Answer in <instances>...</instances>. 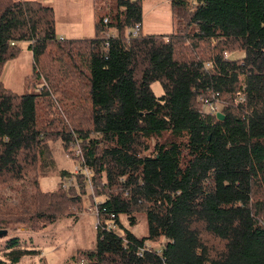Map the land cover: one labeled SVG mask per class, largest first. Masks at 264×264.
<instances>
[{
	"label": "trees",
	"instance_id": "1",
	"mask_svg": "<svg viewBox=\"0 0 264 264\" xmlns=\"http://www.w3.org/2000/svg\"><path fill=\"white\" fill-rule=\"evenodd\" d=\"M115 2L82 41L56 38L50 6L0 0V75L27 43L40 81L39 94L21 95L0 81V186L27 180L32 190L18 193L17 207L0 206V229L43 230L81 208L73 190L42 193L36 178L48 141L80 139L83 167L105 177L101 191L93 177L94 195L105 197L94 248L66 264H264V0H171L180 34L132 38L144 1ZM108 29L117 34L106 39ZM234 50L243 58L225 60ZM209 95L222 121L199 113ZM138 212L146 237L118 219L134 226ZM20 246L7 240L10 263L31 254Z\"/></svg>",
	"mask_w": 264,
	"mask_h": 264
},
{
	"label": "rangeland",
	"instance_id": "2",
	"mask_svg": "<svg viewBox=\"0 0 264 264\" xmlns=\"http://www.w3.org/2000/svg\"><path fill=\"white\" fill-rule=\"evenodd\" d=\"M29 1V0H24ZM38 1L42 4L50 6L54 11L56 38L63 39H79L82 41L95 38L96 31L94 24L102 17L107 20L116 9V0H31ZM143 19L141 22V31L143 34L169 35L182 32L180 24L181 18L172 13L171 0H143ZM193 29L192 26L190 30ZM130 31V30H129ZM128 31V32H129ZM127 32V35H128ZM117 31L108 29L104 32V37L107 39L110 36H115ZM180 34V33H179ZM181 35H184L183 33ZM27 43H18L20 49L15 59L9 60L3 66L0 75V81L4 87L15 94H26L35 92L39 94L40 81L34 76L32 70V56L28 50ZM106 46L102 49L106 53ZM228 59L231 61L240 60L243 58L242 53L234 52L230 54L225 52ZM225 59V56H224ZM226 60V59H225ZM155 96L162 95V88L158 83L151 85ZM210 99L212 95H209ZM199 99V98H198ZM202 99V98H200ZM199 101V109H201L202 101ZM219 110V101H218ZM206 112V109H204ZM168 137L167 133L159 139L163 142ZM81 140L78 139L70 143L67 147H63L59 140L48 141L47 145L42 150V155L39 162V170L36 174L38 178V189L42 193H51L61 190L60 182L64 179L61 177V172L65 170L74 174L80 162V157L76 156L77 150L82 153ZM155 139H151L148 145L150 149L145 152L144 156H149L153 150ZM83 154V153H82ZM75 170V171H74ZM73 172V173H71ZM76 177V185L67 190H73L76 196L80 197L79 210L71 209L69 215L65 218L55 219L50 226L43 230L32 231L23 223H9L7 226L0 229V261L2 264H12L4 254V247L7 240L16 238L20 242L21 249L31 251V254H26L22 259L15 264H66L69 258L75 255L78 251L84 249H92L95 246V216L91 215L94 207L104 199V195L95 196L93 191V177L96 178L98 191H101V186L105 182V177L102 178L94 175L92 170V178L90 181L78 171L74 174ZM33 176H29L28 179ZM67 190H61L67 192ZM32 193L31 187L26 181L11 182L0 186V206L17 207L18 193ZM69 193V192H68ZM137 219L134 226H130L126 216H119L118 219L122 226L126 227L136 237L147 236V221L142 212L135 215ZM118 232V231H117ZM161 242H149L148 247L151 249H160Z\"/></svg>",
	"mask_w": 264,
	"mask_h": 264
},
{
	"label": "built area",
	"instance_id": "3",
	"mask_svg": "<svg viewBox=\"0 0 264 264\" xmlns=\"http://www.w3.org/2000/svg\"><path fill=\"white\" fill-rule=\"evenodd\" d=\"M103 22L107 23L108 22L107 18H104ZM140 32H141V25H140V23H137L128 32V38L136 37V36L139 35ZM104 45L106 46L105 50H107L108 49L107 44H104ZM224 56H225V59L228 60V56H226V54ZM207 65L209 66L210 64L208 63ZM212 98L213 99H207L206 98L204 100H201L202 101V105H201V109L199 110L200 114L203 115V114H207L208 113V114H211V115H215L216 113L219 112L218 107H217L218 100H216L215 97H212ZM238 100L244 101L242 96H239ZM204 109H206V112L204 111ZM76 156L80 157L82 161L80 162L81 164L78 167V169L76 170V172H74V174H78V171H79L80 173H82V175L84 177H86L88 179V181H90V178H92V170L89 169V168L83 167V163H84L83 162V154L81 153L80 150H77ZM74 174H72V175H70L68 177H64V179L59 184L61 190H66V189L76 185V180L77 179H76V177L73 176ZM91 215L95 216V219L97 218V215H98L97 206L94 207L93 211H91ZM113 218H114V215L110 214V219L111 220L106 225V229L109 230V229H115L116 228V225L114 224ZM97 225H98V220L95 223V228L97 227ZM146 247H148V245H146Z\"/></svg>",
	"mask_w": 264,
	"mask_h": 264
},
{
	"label": "water",
	"instance_id": "4",
	"mask_svg": "<svg viewBox=\"0 0 264 264\" xmlns=\"http://www.w3.org/2000/svg\"><path fill=\"white\" fill-rule=\"evenodd\" d=\"M215 115H216L217 119L220 120V121H222V119H224V117H225V116H224L222 113H220V112L216 113Z\"/></svg>",
	"mask_w": 264,
	"mask_h": 264
}]
</instances>
